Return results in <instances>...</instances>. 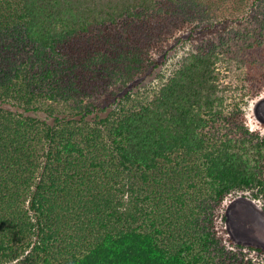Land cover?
Returning a JSON list of instances; mask_svg holds the SVG:
<instances>
[{"label":"trees","instance_id":"16d2710c","mask_svg":"<svg viewBox=\"0 0 264 264\" xmlns=\"http://www.w3.org/2000/svg\"><path fill=\"white\" fill-rule=\"evenodd\" d=\"M246 1L0 0V264H252L212 220L233 191L264 196V141L242 120L264 88V0L234 43L184 48L95 124L83 104Z\"/></svg>","mask_w":264,"mask_h":264},{"label":"rangeland","instance_id":"374dc122","mask_svg":"<svg viewBox=\"0 0 264 264\" xmlns=\"http://www.w3.org/2000/svg\"><path fill=\"white\" fill-rule=\"evenodd\" d=\"M253 2L247 0L240 12L234 11L232 14V9L226 13L218 12L210 19L199 18L165 35L153 46L145 67L135 78L125 83L117 81L108 89L96 92L94 97L84 99L83 104H90L93 108L88 119L95 124L94 118L97 115L105 117L110 111L116 110L119 99L124 95L143 92L152 87L171 60L182 53L184 48L207 41L215 44L222 40L227 44L234 43L244 25L250 23ZM252 60L255 62L252 74L263 76L262 56L252 57ZM255 94L248 97L242 105V120L245 128L258 138L256 140L263 142L264 88ZM1 106L7 111L48 118L46 112L24 111L14 101ZM254 192L252 189H245L228 194L214 212L212 230L227 249L239 254L246 262L264 264V196L255 197Z\"/></svg>","mask_w":264,"mask_h":264}]
</instances>
